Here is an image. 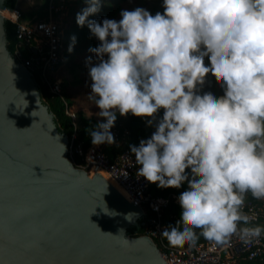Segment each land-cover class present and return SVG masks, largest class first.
<instances>
[{"label": "clouds", "instance_id": "obj_1", "mask_svg": "<svg viewBox=\"0 0 264 264\" xmlns=\"http://www.w3.org/2000/svg\"><path fill=\"white\" fill-rule=\"evenodd\" d=\"M102 2L84 0L75 16L99 41L85 61L87 96L103 118L91 143L115 142L117 114L144 119L154 131L129 145L138 177L183 184L185 223L163 226L169 240L194 244L200 229L218 244L258 241L264 226H249L242 208L246 193L264 198V0H162V12L137 6L119 20L89 19ZM209 72L222 94L203 87Z\"/></svg>", "mask_w": 264, "mask_h": 264}, {"label": "water", "instance_id": "obj_2", "mask_svg": "<svg viewBox=\"0 0 264 264\" xmlns=\"http://www.w3.org/2000/svg\"><path fill=\"white\" fill-rule=\"evenodd\" d=\"M0 0V264H167L144 213L68 157L31 72L8 49ZM65 146V150H64ZM131 213L127 219V215Z\"/></svg>", "mask_w": 264, "mask_h": 264}, {"label": "built area", "instance_id": "obj_3", "mask_svg": "<svg viewBox=\"0 0 264 264\" xmlns=\"http://www.w3.org/2000/svg\"><path fill=\"white\" fill-rule=\"evenodd\" d=\"M70 0H49L46 17L30 23L23 19L19 8L4 10L6 20L16 24L17 43L13 56L26 67L34 77L38 74L52 95L64 100L61 80L56 78L65 61L63 32L60 18L68 13ZM66 113L76 120L73 109L67 107ZM115 137L112 144L103 143L84 148L77 142V133L69 138L68 157L76 167L85 169L89 175L107 174L125 192L130 202L139 205L144 213L145 236L151 238L160 250L167 264H237L239 260L252 261L264 254V235L261 233L258 241L245 244L238 236L233 235L226 243L218 244L205 240L186 246L172 245L162 231L165 223L164 210L170 204V198L155 195L150 187L154 183L143 177H138L134 155L125 147L131 133L126 127H113ZM123 146V150L112 158L105 152L106 147ZM172 199L177 200L176 196ZM242 211L250 217L249 226H254L264 220V198L245 200ZM185 221L179 220V225Z\"/></svg>", "mask_w": 264, "mask_h": 264}, {"label": "trees", "instance_id": "obj_4", "mask_svg": "<svg viewBox=\"0 0 264 264\" xmlns=\"http://www.w3.org/2000/svg\"><path fill=\"white\" fill-rule=\"evenodd\" d=\"M21 1L22 0H6L5 4L10 9H16L19 8V6L21 5L20 4ZM48 2L49 0H40V4L37 10L22 12L23 19L30 23H33L35 21H38L46 17L48 14ZM151 2L154 3V8L157 11H161V12L163 11L162 0H103L100 11L98 13L91 15L89 19L101 20L102 18L107 17V18H113L119 20L121 9L131 10L137 6H141L147 9ZM85 6L86 5L84 4V0H70V2L68 3V14L73 18L74 23L71 24L66 29H64L63 32L65 61L63 63V66L61 67L62 69L58 73L59 76L58 78H61L63 80L62 90H63L64 100L59 96L52 95L49 92L46 84L41 80L40 76L37 73L34 74V79L39 85L43 100L45 101V103L48 104L50 111L55 115L59 129L62 132H64L69 138L72 136L74 132H76L77 142L82 143L83 147L86 149L91 145H93L91 143V137L89 135V131L96 124V122H94V120L87 118L81 111H78L77 113L75 112L77 116L75 121H73L72 118L66 113L67 107L71 109L72 107H74L73 99L75 97V94L68 92V88L64 85V83L66 84L67 80H64L63 76L61 77V73H63V71L67 69V67L70 65L72 61L75 60L76 66H83L84 63H82L81 61V59H83L82 57L86 59V57L94 55L88 51L89 47H95L99 44V41L95 37H90V30L86 25L84 27H80L76 23L75 20L76 13ZM16 29H17L16 24L12 23L9 20H6L5 30L8 40V49L12 53L14 51L15 44L17 43ZM72 35L76 36L77 41L74 46V50L72 52H69L68 46L69 43L71 42L70 38ZM160 114L162 115V110ZM117 126L126 127L130 130L131 136L125 144V147L127 148H129L130 144H138L141 138L150 137L152 132L154 131L153 127L146 125L144 119L133 116L131 114H128L127 116H120L119 114H117V119L114 127ZM121 150H123V146H111L105 148V152L111 158L116 153H119ZM186 182H187V178H185V183ZM182 186L183 184H173L167 188H160L157 186L150 187V190L155 195H159L171 199L170 204L164 210L163 221L165 225H167L170 221L176 222L178 225H179V220L182 222L184 221L183 218L180 216L181 206L178 204V202L175 201V199H172L173 194H175L178 197L179 190ZM245 200H256V198L252 197L251 193H249L248 196L245 197ZM141 223H144V219H141ZM258 225L264 226V220L258 223ZM194 231L198 235V239L195 241V243H200L207 240L202 235H199L200 229H195ZM262 232L264 233V231ZM144 233H145L144 226H142L139 230L132 229L129 231V234L133 237L142 236L144 235ZM165 238L169 240V237L166 233H165ZM171 244L175 246H186L189 245L190 243L187 240H185L183 243L171 242ZM237 264H264V254L260 258L252 261L239 260Z\"/></svg>", "mask_w": 264, "mask_h": 264}, {"label": "rangeland", "instance_id": "obj_5", "mask_svg": "<svg viewBox=\"0 0 264 264\" xmlns=\"http://www.w3.org/2000/svg\"><path fill=\"white\" fill-rule=\"evenodd\" d=\"M40 4V0H22L19 9L21 12L35 11L37 10ZM150 12L153 14L157 11L154 8V3H150L148 8ZM61 21V29L64 32V29L69 27L74 23V20L69 14H63L60 18ZM98 40V39H97ZM81 59L83 66H76L75 60L70 63V65L61 73L64 80H67L64 85L68 88V92L75 94L73 99L74 107L73 110L77 113L78 111L83 112V114L97 123V121L103 119L96 115V112L99 109L95 106L94 101L89 100L88 93L90 92V88L87 86L86 82L90 83V79L87 75L88 69L86 67V59L82 57ZM207 59V57H206ZM59 73V71H58ZM209 78L211 79V83H209ZM203 87L212 88L218 95L222 94V89L219 86V82L216 81L214 74L209 72L206 74V79L203 82ZM157 186L155 183L152 184V187ZM263 233V232H262ZM264 234V233H263Z\"/></svg>", "mask_w": 264, "mask_h": 264}, {"label": "bare ground", "instance_id": "obj_6", "mask_svg": "<svg viewBox=\"0 0 264 264\" xmlns=\"http://www.w3.org/2000/svg\"><path fill=\"white\" fill-rule=\"evenodd\" d=\"M2 14H4V11H2ZM103 174L104 175L102 176L106 178L126 198L124 190L114 180H112L107 174L105 173Z\"/></svg>", "mask_w": 264, "mask_h": 264}, {"label": "crops", "instance_id": "obj_7", "mask_svg": "<svg viewBox=\"0 0 264 264\" xmlns=\"http://www.w3.org/2000/svg\"><path fill=\"white\" fill-rule=\"evenodd\" d=\"M20 4H21V3H20ZM64 59H65V58H64ZM61 69H62V68H60V70H61ZM60 70H59V71H60ZM58 77H59V76H58V73H57V78H58ZM61 77H62V76H61ZM58 79L61 80V83H62L63 80H62L61 78H58ZM72 109H73V107H72ZM248 194H249V193H246V194H245V197H247ZM173 196H176V195L173 194ZM176 198H177V200H178V197H177V196H176ZM177 200H176V202H177ZM165 233H166V232H165ZM165 233H164V234H165ZM263 235H264V234H263Z\"/></svg>", "mask_w": 264, "mask_h": 264}]
</instances>
